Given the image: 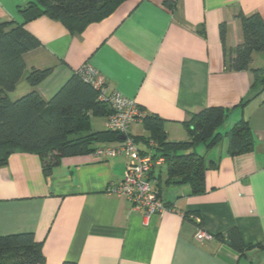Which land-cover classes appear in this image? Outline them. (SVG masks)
Listing matches in <instances>:
<instances>
[{"label":"crops","instance_id":"0c3cea01","mask_svg":"<svg viewBox=\"0 0 264 264\" xmlns=\"http://www.w3.org/2000/svg\"><path fill=\"white\" fill-rule=\"evenodd\" d=\"M27 1L0 0V22L23 23L18 8ZM240 13L264 18V0H125L76 34L46 15L26 23L40 43L25 54L28 70L52 68L35 88L46 101L90 64L105 75L110 92L162 118L171 141L189 139L185 123L193 114L211 106L232 110L219 128L223 140L210 150L198 147L212 164L206 191L167 184L163 163L150 179L170 209L150 218L126 195L110 192L123 181V155L66 156L46 175L39 155L12 153L0 167V234L34 233L42 242L41 264H264V91L252 90L251 70L227 69L220 31L225 24L227 55H233L243 41ZM252 66L264 67V52L254 54ZM242 118L255 148L230 155L227 132ZM91 127L109 129L107 116H92ZM130 133L149 134L143 121ZM232 229L252 249L229 245ZM199 230L212 239L197 240Z\"/></svg>","mask_w":264,"mask_h":264},{"label":"trees","instance_id":"16d2710c","mask_svg":"<svg viewBox=\"0 0 264 264\" xmlns=\"http://www.w3.org/2000/svg\"><path fill=\"white\" fill-rule=\"evenodd\" d=\"M124 1L28 0L18 8L23 23L0 22V167L7 164L12 153L29 152L40 156L44 173L50 175L63 157L89 154L99 144L121 140L118 131L92 130V116L108 117L113 110L99 99V91L77 71L48 101L35 89L52 73V68L32 67L28 70L25 54L40 43L25 25L46 15L61 21L71 33H81L91 23L111 15ZM238 16L243 41L234 48L233 55H227L226 26H220L225 65L231 71L251 70L254 74L252 90L262 92L264 67H253L252 62L255 53L264 52V18L259 13H240ZM24 77L33 91L13 101L8 94ZM248 101L239 105L244 106ZM231 110L211 106L193 114L185 123L189 133L186 140H169L165 121L157 115H145L143 119L148 135H130L142 154L165 159L167 184H189L192 193L197 195L206 191V172L212 166L198 147L202 145L210 150L223 140L219 128ZM227 136L230 155L255 148L254 135L245 118L236 122ZM217 237L224 239L222 235ZM228 244L242 253L253 247L244 244L237 229L228 233ZM259 246L263 247L262 244ZM44 261L42 242L34 233L0 234V264H41Z\"/></svg>","mask_w":264,"mask_h":264},{"label":"built area","instance_id":"2783aa9c","mask_svg":"<svg viewBox=\"0 0 264 264\" xmlns=\"http://www.w3.org/2000/svg\"><path fill=\"white\" fill-rule=\"evenodd\" d=\"M77 72L99 91V99L107 102L113 112L107 117V126L111 130L126 135L125 139L102 145L95 150L100 157L123 155L127 159L123 181L112 186L110 192L126 195L136 210L142 211L147 218L162 214L170 209L161 198L160 191L153 185L150 174L164 163L163 157L154 158L151 154H142L139 146L130 135L131 126L143 121L145 112L137 101L124 96L119 91H109L105 75L90 64H84ZM213 235L199 230L196 239H212Z\"/></svg>","mask_w":264,"mask_h":264},{"label":"rangeland","instance_id":"374dc122","mask_svg":"<svg viewBox=\"0 0 264 264\" xmlns=\"http://www.w3.org/2000/svg\"><path fill=\"white\" fill-rule=\"evenodd\" d=\"M23 82H26L30 86V84L28 83V81L24 77V79L22 81H20V83L17 85L16 89L8 94L9 97H11V99L13 101L23 97L24 95H26L27 93H29L31 91H33L30 89L28 91H26V89L23 87Z\"/></svg>","mask_w":264,"mask_h":264},{"label":"water","instance_id":"95a60500","mask_svg":"<svg viewBox=\"0 0 264 264\" xmlns=\"http://www.w3.org/2000/svg\"><path fill=\"white\" fill-rule=\"evenodd\" d=\"M125 138H126V135L122 134L121 139H125Z\"/></svg>","mask_w":264,"mask_h":264}]
</instances>
